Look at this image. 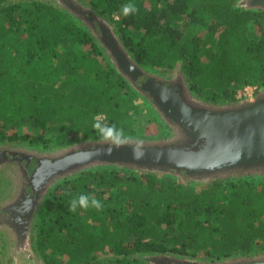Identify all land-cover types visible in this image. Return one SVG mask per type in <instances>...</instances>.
I'll return each instance as SVG.
<instances>
[{
  "label": "trees",
  "instance_id": "obj_1",
  "mask_svg": "<svg viewBox=\"0 0 264 264\" xmlns=\"http://www.w3.org/2000/svg\"><path fill=\"white\" fill-rule=\"evenodd\" d=\"M77 1L92 11L88 19L113 27L139 67L179 69L197 105H229L247 87L264 89V12L237 7L240 0ZM128 3L138 14H121ZM87 21L43 1L0 0V144H101L92 127L97 114L123 128L130 143L162 144L167 127L159 113L102 61L104 47ZM200 28L203 36L194 32ZM147 126L159 135L142 132ZM23 128L31 132L7 134ZM82 193L103 209L69 212ZM31 231L32 251L45 264L253 259L264 256V170L191 180L89 166L47 195Z\"/></svg>",
  "mask_w": 264,
  "mask_h": 264
},
{
  "label": "water",
  "instance_id": "obj_2",
  "mask_svg": "<svg viewBox=\"0 0 264 264\" xmlns=\"http://www.w3.org/2000/svg\"><path fill=\"white\" fill-rule=\"evenodd\" d=\"M68 1L74 4L73 0ZM236 6L264 12V0H240ZM79 12L85 15L86 12L92 13L83 9ZM88 20L87 23L94 28L91 22L95 18ZM97 20L101 23L102 34L99 38L95 33L93 35L112 56L117 72L130 76L135 83L134 76L141 71L131 62L113 27ZM135 89L149 93L157 110L184 131L186 139L178 144L130 143L113 150L111 155L106 154L107 144L98 143L88 149L69 152L54 164L49 163L50 174L65 171L66 175L94 165H119L134 166L152 175L174 173L191 180H201L228 172L264 170V100L252 101L236 109L215 110L197 107L198 101L195 99L196 105L189 103L182 85L167 87L160 82L147 81ZM134 146L141 149L140 158L134 157ZM28 249L29 254L33 253L31 247L28 246ZM151 261L153 264H264V256L207 263L199 259H175L165 255L152 256Z\"/></svg>",
  "mask_w": 264,
  "mask_h": 264
},
{
  "label": "flooded vegetation",
  "instance_id": "obj_3",
  "mask_svg": "<svg viewBox=\"0 0 264 264\" xmlns=\"http://www.w3.org/2000/svg\"><path fill=\"white\" fill-rule=\"evenodd\" d=\"M55 1L59 6H63V8H65L64 5H68L74 13L81 16V19L85 21L88 20V16H86L85 13L79 12L80 9L84 11H87V9L77 0H73L74 4H70L68 0ZM91 18L92 16L90 19ZM94 18L95 20L91 23H93L95 27L93 28V26L88 25L92 33H95L97 38H99L102 34L100 28L101 23L97 20L98 17H96V15ZM103 51L109 55L110 63L115 67L112 56L104 48ZM129 58L141 71L140 74L134 76L135 83L129 78L130 76L124 75V78L128 80L129 84L137 88L147 81H153L155 83L160 82L167 87L182 85L186 100L196 105L195 102H193V96L189 94L187 86L183 82L181 76H179V69H175L170 73H164L161 70L152 71L139 67L135 60L131 59L130 56ZM138 94H140L145 101L151 102L150 106L156 109L160 115L159 120L167 127V131L161 134L162 140L159 142L162 144H167L169 142L171 144L182 143L186 139L184 131L179 129L173 122H169L165 119L164 114L157 110L152 99L149 97V93L138 91ZM261 100H264V89H255L252 95L244 99H239L236 103H231L229 105L201 103L202 105L196 106L215 110H223L225 108L236 109L246 106L252 101ZM156 134L155 136L159 135V133ZM96 144H98V142H90L89 144L86 143L81 146H61L58 149L41 147L30 148L27 146L0 144V174L5 179L2 183L4 194H2L3 196L0 199V230L10 238L11 244L16 248L17 252H28V246L31 247L33 236V231H31V229H33L37 221L40 205L54 188L65 181V176L72 173L70 172L65 175L64 171L50 174L51 168L49 163L54 164L69 152L84 148L88 149ZM140 145L149 144L143 142L140 143ZM34 173H36V177Z\"/></svg>",
  "mask_w": 264,
  "mask_h": 264
},
{
  "label": "rangeland",
  "instance_id": "obj_4",
  "mask_svg": "<svg viewBox=\"0 0 264 264\" xmlns=\"http://www.w3.org/2000/svg\"><path fill=\"white\" fill-rule=\"evenodd\" d=\"M9 1H11V2H23V1L26 2V1H34V0H9ZM36 1H43V2H46L48 4H52L54 6L62 8V9H65L67 7V8H69L70 11H72L68 5H64L65 8H63V6H59V4H57L55 0H36ZM72 13L74 15H76L77 17L81 18V16L74 13V11H72ZM194 32L196 35H199V36H201V35L203 36V34H204V30L201 28L195 30ZM102 61H104V62L110 61L109 55L106 52H104V55L102 57ZM254 92H255V88L249 87V88H247L246 91L239 93L238 99H244L246 97H249ZM158 122H159V120H158ZM147 127L148 128L143 127L141 129L142 132L146 131L145 134H147V135H152V134L157 133L156 131L154 132V130L151 132L149 126H147ZM30 132L31 131L28 128H26V129L25 128H23V129H8L7 130L8 136H14V135L15 136H22L24 134L25 135L29 134ZM86 143H88V142L81 140L79 143H77V145L81 146V145H85ZM9 144L10 145H17V146H27L30 148H36V146L26 145V144H22V143H13L12 142ZM40 147L44 148L42 146H40ZM60 147L61 146H50L47 148L58 149ZM4 180L5 179L0 174V199L3 196L2 194H4L3 185H2ZM11 243L12 242H11L10 238L8 236H6V234L4 232H2L0 230V264H45L43 262V260L38 255H36L34 252L31 254H29L28 252L27 253L26 252H23V253L17 252L16 248H14V246Z\"/></svg>",
  "mask_w": 264,
  "mask_h": 264
},
{
  "label": "clouds",
  "instance_id": "obj_5",
  "mask_svg": "<svg viewBox=\"0 0 264 264\" xmlns=\"http://www.w3.org/2000/svg\"><path fill=\"white\" fill-rule=\"evenodd\" d=\"M138 12L139 9L135 4L132 3L123 5L121 9V14L124 17L138 14ZM115 15L116 14H114V16ZM104 119L105 117L103 114H97L94 117L92 127L97 132L102 141L107 144L106 154L111 155L113 150H118L121 147L129 145L130 138L125 136L123 128L118 129L114 124L109 125L106 123H102ZM133 155L135 158H140L141 149L138 146L133 147ZM78 208L84 211H87L90 208H94L97 211H100L103 209V205L94 196L82 193L72 199L68 210L69 212L75 213Z\"/></svg>",
  "mask_w": 264,
  "mask_h": 264
},
{
  "label": "built area",
  "instance_id": "obj_6",
  "mask_svg": "<svg viewBox=\"0 0 264 264\" xmlns=\"http://www.w3.org/2000/svg\"><path fill=\"white\" fill-rule=\"evenodd\" d=\"M248 88V87H247ZM255 89H257V88H255ZM247 89H245V91H246Z\"/></svg>",
  "mask_w": 264,
  "mask_h": 264
}]
</instances>
